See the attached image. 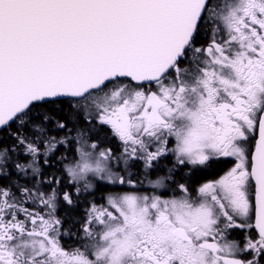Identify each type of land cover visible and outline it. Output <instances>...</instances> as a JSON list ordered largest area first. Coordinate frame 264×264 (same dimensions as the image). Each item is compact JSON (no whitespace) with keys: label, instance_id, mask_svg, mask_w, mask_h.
<instances>
[{"label":"snow or ice","instance_id":"6c2138e0","mask_svg":"<svg viewBox=\"0 0 264 264\" xmlns=\"http://www.w3.org/2000/svg\"><path fill=\"white\" fill-rule=\"evenodd\" d=\"M0 264H264V0H0Z\"/></svg>","mask_w":264,"mask_h":264},{"label":"flooded vegetation","instance_id":"af4514ba","mask_svg":"<svg viewBox=\"0 0 264 264\" xmlns=\"http://www.w3.org/2000/svg\"><path fill=\"white\" fill-rule=\"evenodd\" d=\"M114 148H116L117 147V145H116V143L115 142H113V145H112ZM133 171H135V169H133ZM154 178V177H153ZM212 177H208V179H211ZM147 186V182L145 181V187ZM141 191H143V188L141 189ZM163 191V190H162ZM102 192H98L97 194H96V196H95V200H96V202L97 203H103L104 201L101 199V196H102ZM88 200H92L93 198L92 197H88L87 198ZM87 207H88V204H87V202H84V203H82L81 205H80V207H79V209H78V213L79 214H83L84 213V211L87 209ZM69 243H70V241H69Z\"/></svg>","mask_w":264,"mask_h":264}]
</instances>
